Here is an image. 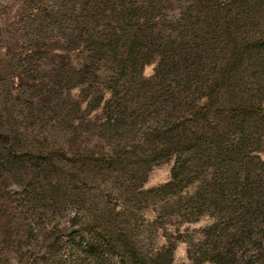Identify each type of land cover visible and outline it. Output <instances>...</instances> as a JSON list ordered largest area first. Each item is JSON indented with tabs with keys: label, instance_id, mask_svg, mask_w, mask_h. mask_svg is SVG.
<instances>
[{
	"label": "rangeland",
	"instance_id": "obj_1",
	"mask_svg": "<svg viewBox=\"0 0 264 264\" xmlns=\"http://www.w3.org/2000/svg\"><path fill=\"white\" fill-rule=\"evenodd\" d=\"M0 264H264V0H0Z\"/></svg>",
	"mask_w": 264,
	"mask_h": 264
}]
</instances>
